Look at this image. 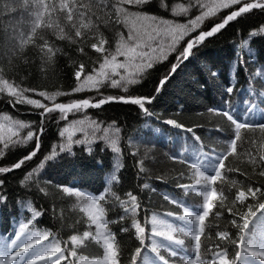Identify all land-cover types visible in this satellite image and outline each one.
I'll return each instance as SVG.
<instances>
[{"label":"snow or ice","instance_id":"1","mask_svg":"<svg viewBox=\"0 0 264 264\" xmlns=\"http://www.w3.org/2000/svg\"><path fill=\"white\" fill-rule=\"evenodd\" d=\"M230 30L241 50L264 61V48L252 47L256 38L264 40V0H0V101L13 109L26 106L37 116L28 122L11 116L0 122V208L12 210L11 227L0 229V264H264V79H259L264 77V63L258 76L247 78L259 79L258 86L248 82L237 88L228 69L238 66L243 74L248 62L237 55L236 61L221 66L202 52ZM185 61L199 65L197 75L189 77L192 85H207L219 94L216 105L207 108L219 119L206 139L193 131L199 130L196 125L163 120L191 138L189 148L164 154L180 165L175 176L161 170L151 177L156 187L139 183L155 164L149 156L153 149L145 148L141 157L137 143H130L137 183L135 192H124L121 184L124 198L110 187L93 194L42 179L58 162L76 158L73 145L86 143L74 138L83 131L77 127L83 121H68L69 113L122 102L160 120V114L149 109L171 87L170 98L178 110L171 115L182 114L188 93L178 80V69L187 67ZM61 63L75 82L68 92L26 86L34 73H55ZM160 68L165 71L160 73ZM81 85L97 92L111 86L124 94L101 93L94 103L55 102L57 96L84 91ZM145 88L146 94H129ZM35 95L52 103H42L32 98ZM118 119L104 128L93 121L104 134L96 139L112 145L117 154V140L108 133L110 128L117 135L121 132ZM45 120L49 127L56 126L61 141L51 146L49 155L41 144L47 135ZM87 150L93 151L90 143ZM10 157L15 161L4 163ZM239 161L250 170L234 166ZM28 167L31 170L25 171ZM41 169L44 172L37 175ZM116 180L112 175L110 183ZM161 185L164 190L158 192ZM11 187L19 188L14 196ZM189 193L200 203H189ZM73 196L76 202L69 209L67 200ZM154 196L181 211L153 212L148 205ZM222 219L227 222L220 223ZM118 234L127 235L130 244L118 241ZM92 243L102 255L84 254Z\"/></svg>","mask_w":264,"mask_h":264},{"label":"trees","instance_id":"2","mask_svg":"<svg viewBox=\"0 0 264 264\" xmlns=\"http://www.w3.org/2000/svg\"><path fill=\"white\" fill-rule=\"evenodd\" d=\"M176 2L182 3L183 0H176ZM167 18L172 17L169 16ZM177 22L185 23L186 20L178 19ZM205 23H207V20ZM237 36H239V33H237ZM238 45L239 41L236 37L231 35L230 30L223 36H218L217 39L211 42L208 48L203 49L202 52L204 53V56L216 61L221 66L227 64L229 59L236 61L237 55H239L242 60L248 62L246 65L248 71L241 74L238 66L229 68L227 74L230 76L231 81L235 83L237 88L246 86V83L248 82L258 86L259 79H264V77L250 81L247 80V78L249 77V74L258 76L260 65L261 63H264V61H261L258 55L255 57H249L247 55V50H241ZM252 47L254 51L264 48V40L256 38V42ZM89 56H91L92 59L96 58L91 52H89ZM29 59H31V55L29 56ZM169 59H172L171 55L169 56ZM189 60L191 61V57ZM185 64L187 65L186 68L182 70L178 69V72H181V76L178 77V80L184 84L185 90L188 93L187 104L185 105V111L182 114L171 115L178 111L175 108L174 102L170 98L171 93L174 91L171 87L168 88L164 96L159 97L153 102L155 107L149 109L150 112L160 114V120H157L155 116L149 119L142 112H138L137 106L122 102H109L106 105H102L99 109L89 107L88 109H81L75 114L69 113L67 118L68 121H83L82 124H77V127L82 128L83 131L76 132L74 138L85 140L86 143L83 145H73L72 154H74L76 158L71 161L58 162L48 170L46 175L42 176V179H52L54 184L62 183L65 187H76L93 194H98L96 191H102L104 187H110L112 192H115L117 195H120L121 198H124L121 191V184L123 185L124 192L128 191L130 188L135 192L133 186L137 183L136 168L133 167L135 161L131 155L132 149L130 143H137L138 147L141 149V157L143 156L145 148L153 149V151L149 153V156L155 164L154 166H148L150 170L147 177L140 180L139 183L148 182L152 184V187H156V183L151 180V177L153 174H160L161 170L167 172L171 176H175L176 170L180 169V165H174L171 161L165 158L164 154L170 155L175 151L182 152L185 148H189L191 138L189 134L180 133L178 132L179 130H175L171 126L165 125L163 120L174 118L177 119L178 123H184L186 127H193V125H196L199 127V130L194 127L193 131L196 132L197 135H200L202 139H206L211 135V130L215 128V122L219 119L215 115L207 112V108L216 105V102L219 99V94L207 85H192L189 77L190 75H197L199 65L195 61H185ZM159 71L160 73H163L165 69L160 68ZM26 86H39L38 90L48 93H65L69 91L70 86H75V82L68 77V69L63 63H61L55 73H49L47 75L34 73V76ZM81 87L84 88V91L71 94L70 96H57L55 102L67 103L70 99H90L92 102H95V99H98L101 93L105 96L124 94L123 89L111 86L101 88L99 92L83 85H81ZM146 91L147 88L139 89L135 92L130 90L129 94H146ZM32 98L41 99L42 103H48L49 105L52 103L46 98H41L38 95H35ZM183 103L184 102L182 101V104ZM147 106L148 105L146 104V107ZM17 109L19 110V115L17 114ZM17 109H13L11 105L0 101V122H4L9 116L16 119H23L26 122L37 119L36 114L30 112L26 106L18 105ZM117 117L119 118L117 120V126L121 128V132L117 135L114 132V129L110 128L108 135L116 138V147L120 148L119 154L115 153L112 145L96 139L97 136H102L104 134L97 131L93 126V121H98L101 128L108 127L111 119H116ZM48 123L49 122L45 120L47 135L42 136L41 139L42 147L45 148V155L51 153L52 145H59L61 143L56 126L53 125L49 127ZM63 125L64 122L61 121L60 127H63ZM85 133H87V136H85ZM183 137H187V140L182 139ZM130 138L133 139L130 141ZM214 139H224V137H214ZM148 141H151V143H147ZM89 143L92 145V152L87 150ZM45 145L47 146L45 147ZM96 145H99V147H96ZM56 151L59 153V147H57ZM33 159L35 160V157ZM14 161L15 157H10V159L4 161V163ZM234 166L243 170H250L249 166L246 165L244 161L236 162ZM31 167H35V164H32ZM31 167L26 168L25 171H30ZM42 172H44V169H41L37 175H40ZM14 175L19 176L21 179L23 178V174L20 170H14ZM112 175H115L117 180L110 183ZM232 179L239 180L241 177L234 176ZM162 190H164L163 185L157 189L158 192ZM171 190L172 189L169 187L168 191ZM16 191L19 192V188L15 189L14 187H11L9 189L10 194L13 196ZM225 194L227 195V191ZM67 195L68 194L66 193L64 194L65 197H67ZM17 199H20L19 195L17 196ZM27 199L31 200V196L27 197ZM185 199L191 204L200 203V198L195 193H189ZM75 202L76 197L74 196L68 199V208L71 209L72 204ZM148 207H150L153 212L160 213H178L181 211L176 206L166 203L162 197L155 196L152 197V203L151 205H148ZM11 211V206H9V208H0V229L11 227L9 219V213ZM73 211L78 213L79 210L77 209ZM76 219H80V216L77 215ZM69 222H71V220ZM219 222L226 223L227 220L222 219ZM111 227L115 232L116 228L114 226ZM117 240L125 245L130 244L128 237L125 234H118ZM89 253L92 254L90 258L102 255V251L94 243L90 244L88 249L84 252L85 255H89ZM121 264H125V261L122 260Z\"/></svg>","mask_w":264,"mask_h":264}]
</instances>
